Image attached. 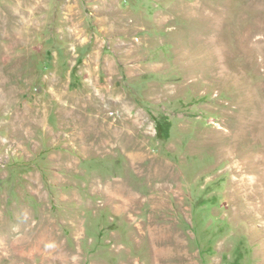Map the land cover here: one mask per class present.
<instances>
[{
    "label": "rangeland",
    "instance_id": "rangeland-1",
    "mask_svg": "<svg viewBox=\"0 0 264 264\" xmlns=\"http://www.w3.org/2000/svg\"><path fill=\"white\" fill-rule=\"evenodd\" d=\"M0 264H264V0H0Z\"/></svg>",
    "mask_w": 264,
    "mask_h": 264
},
{
    "label": "bare ground",
    "instance_id": "bare-ground-1",
    "mask_svg": "<svg viewBox=\"0 0 264 264\" xmlns=\"http://www.w3.org/2000/svg\"><path fill=\"white\" fill-rule=\"evenodd\" d=\"M121 128V127H120ZM136 152V151H135ZM162 170V169H161ZM166 170V169H165ZM163 172V171H162ZM171 180V179H170Z\"/></svg>",
    "mask_w": 264,
    "mask_h": 264
},
{
    "label": "trees",
    "instance_id": "trees-1",
    "mask_svg": "<svg viewBox=\"0 0 264 264\" xmlns=\"http://www.w3.org/2000/svg\"><path fill=\"white\" fill-rule=\"evenodd\" d=\"M158 125V124H157Z\"/></svg>",
    "mask_w": 264,
    "mask_h": 264
}]
</instances>
